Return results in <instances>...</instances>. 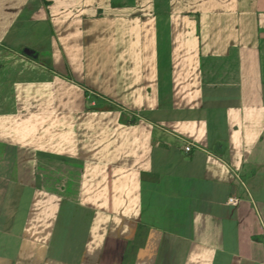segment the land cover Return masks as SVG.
<instances>
[{
    "label": "crops",
    "instance_id": "0c3cea01",
    "mask_svg": "<svg viewBox=\"0 0 264 264\" xmlns=\"http://www.w3.org/2000/svg\"><path fill=\"white\" fill-rule=\"evenodd\" d=\"M0 264H264V0H0Z\"/></svg>",
    "mask_w": 264,
    "mask_h": 264
},
{
    "label": "trees",
    "instance_id": "16d2710c",
    "mask_svg": "<svg viewBox=\"0 0 264 264\" xmlns=\"http://www.w3.org/2000/svg\"><path fill=\"white\" fill-rule=\"evenodd\" d=\"M45 3L47 4V2H45ZM110 108H116V106H111ZM127 118H128L127 115L122 114V116H121L122 121H126Z\"/></svg>",
    "mask_w": 264,
    "mask_h": 264
},
{
    "label": "water",
    "instance_id": "95a60500",
    "mask_svg": "<svg viewBox=\"0 0 264 264\" xmlns=\"http://www.w3.org/2000/svg\"><path fill=\"white\" fill-rule=\"evenodd\" d=\"M23 51L26 53V54H31V49L29 47H25L23 49Z\"/></svg>",
    "mask_w": 264,
    "mask_h": 264
},
{
    "label": "built area",
    "instance_id": "2783aa9c",
    "mask_svg": "<svg viewBox=\"0 0 264 264\" xmlns=\"http://www.w3.org/2000/svg\"><path fill=\"white\" fill-rule=\"evenodd\" d=\"M189 149H190V148H189V146H185V150H187V151H188ZM230 200H232L233 202H235V199H234V198H232V197L230 198Z\"/></svg>",
    "mask_w": 264,
    "mask_h": 264
},
{
    "label": "rangeland",
    "instance_id": "374dc122",
    "mask_svg": "<svg viewBox=\"0 0 264 264\" xmlns=\"http://www.w3.org/2000/svg\"><path fill=\"white\" fill-rule=\"evenodd\" d=\"M122 114H125V113H122ZM125 115L129 116L128 114H125ZM121 116H122V115H121Z\"/></svg>",
    "mask_w": 264,
    "mask_h": 264
}]
</instances>
